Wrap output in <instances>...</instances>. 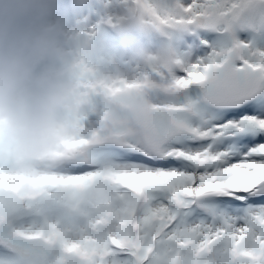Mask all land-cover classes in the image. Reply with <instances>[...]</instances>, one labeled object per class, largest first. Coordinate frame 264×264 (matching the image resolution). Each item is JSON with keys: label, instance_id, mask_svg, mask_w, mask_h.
Instances as JSON below:
<instances>
[{"label": "snow or ice", "instance_id": "6c2138e0", "mask_svg": "<svg viewBox=\"0 0 264 264\" xmlns=\"http://www.w3.org/2000/svg\"><path fill=\"white\" fill-rule=\"evenodd\" d=\"M148 12L126 75L80 54L49 170L0 155V264H264V0Z\"/></svg>", "mask_w": 264, "mask_h": 264}, {"label": "clouds", "instance_id": "9594fccd", "mask_svg": "<svg viewBox=\"0 0 264 264\" xmlns=\"http://www.w3.org/2000/svg\"><path fill=\"white\" fill-rule=\"evenodd\" d=\"M91 0H0V155L25 170L71 132Z\"/></svg>", "mask_w": 264, "mask_h": 264}, {"label": "bare ground", "instance_id": "6f19581e", "mask_svg": "<svg viewBox=\"0 0 264 264\" xmlns=\"http://www.w3.org/2000/svg\"><path fill=\"white\" fill-rule=\"evenodd\" d=\"M156 3V0H91V7L87 14L86 39L90 46H94L103 29H120L122 25L134 24L141 26L145 24L146 30L136 29L135 33L128 36V29L121 33V39L115 42L121 46H127L120 53L111 48H98L89 51L94 57L101 58L100 71L118 78L127 74V62L131 60L144 61L149 55L157 51V43L162 38L161 34L153 26V18L148 9ZM97 9V10H96ZM142 38L139 41L134 39ZM150 36V40L146 38ZM153 36V37H152ZM37 167L41 170H49L46 162Z\"/></svg>", "mask_w": 264, "mask_h": 264}, {"label": "rangeland", "instance_id": "374dc122", "mask_svg": "<svg viewBox=\"0 0 264 264\" xmlns=\"http://www.w3.org/2000/svg\"><path fill=\"white\" fill-rule=\"evenodd\" d=\"M96 10H97V9H96ZM122 26H124V25H122ZM141 26H142V28H143V27H147L145 24H142Z\"/></svg>", "mask_w": 264, "mask_h": 264}]
</instances>
